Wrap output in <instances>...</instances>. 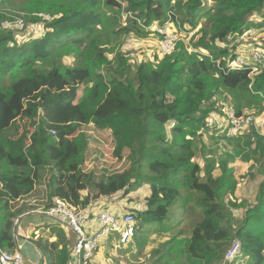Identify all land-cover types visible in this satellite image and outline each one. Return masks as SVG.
Returning <instances> with one entry per match:
<instances>
[{
  "label": "trees",
  "instance_id": "obj_1",
  "mask_svg": "<svg viewBox=\"0 0 264 264\" xmlns=\"http://www.w3.org/2000/svg\"><path fill=\"white\" fill-rule=\"evenodd\" d=\"M32 2L49 8L51 19L40 9L31 14ZM17 19L23 29L2 27ZM171 23L187 39L169 54L160 50L158 65L109 59L123 38H146ZM252 28H264V0H0V246L19 247L13 219L31 210L58 200L85 211L147 185L150 193L127 211L136 231L125 245L141 250L150 233L177 229L185 213L201 215L188 235L179 237L182 229L161 241L152 264H264V179L240 218L241 204L224 192L236 157L250 164L251 179L264 175V133L253 122L231 135L229 117L210 119L226 115L225 107L238 117L264 112V67L256 75L231 68L237 34ZM89 123L111 131L118 159L128 151L127 169L84 170L88 139L79 129ZM200 128L225 150L204 170L195 160L206 146ZM38 187L46 202H25ZM41 217L42 233L30 237L48 264H70L68 228ZM235 241L240 250L226 260Z\"/></svg>",
  "mask_w": 264,
  "mask_h": 264
},
{
  "label": "rangeland",
  "instance_id": "obj_2",
  "mask_svg": "<svg viewBox=\"0 0 264 264\" xmlns=\"http://www.w3.org/2000/svg\"><path fill=\"white\" fill-rule=\"evenodd\" d=\"M29 7H30L29 11L31 12V14L32 12H35L34 14L39 13L36 12L38 11V9H40V11L43 12V14L45 13L44 15L49 14L45 12L48 11L49 8L43 6L36 7L35 2L30 3ZM4 9L7 10L9 8L7 6H4L3 10ZM254 18L260 20V17L258 16ZM32 28L33 27L31 28L29 27V30ZM174 29L175 31H177L179 36L177 42L179 43L181 40L186 41L187 37L183 36L185 34L181 33L176 26L173 28V31ZM260 31L261 32L259 33L253 34V39L251 41L257 46L264 48V28ZM35 32L39 33L40 28L38 27L37 30H35ZM181 34L183 35L181 36ZM251 41L249 40V42ZM161 42H162V38L157 36L156 33L154 32V29H152L151 33H149V35L146 38H137L135 36L131 38H123L119 47L115 48L114 52L110 51L108 57L109 59L114 60V58L118 54H123L126 62L128 61L134 64H139L144 61L147 64L150 63L151 65L156 66L160 62L159 52H160ZM238 51L236 52L238 53ZM158 56L159 59H157ZM255 72L258 73V70H256ZM223 97L216 96L215 99L219 101L221 104H224L226 100H223ZM227 111L228 108L225 107L226 115L220 113L222 111L219 110L217 111L218 113H214L210 117V119L213 120V123H216L221 119L224 120V118H228ZM219 113L222 115H220ZM247 113L248 115L254 116V118H256L257 120L259 118L262 119L261 125L259 124L256 127L261 132L264 133V112H262L261 114L258 113V111H256L255 113L254 112H247ZM227 120L225 119L223 121L224 124H227ZM79 131L84 132L88 139L87 147L85 150V161L83 164V168L85 171L87 172L94 171L98 176H100L103 173L109 174L110 172L123 171L128 168L129 166V162L127 160L128 151L127 150L124 151L123 157L121 159H118L114 155L115 143H114L113 135L109 129H99L96 126H94L92 123H89L81 126ZM199 132L200 133L203 132L202 138L204 137L206 146L203 149L197 150L198 155L196 156L195 160H197L201 164V166H203V170H204L206 165L209 162H212L213 158L215 159L219 155L223 156L225 150L221 143H218L217 140H214L209 135H206L205 132L202 131V128L199 129ZM194 140H197V136L194 137ZM216 160L218 159L213 160V162ZM216 166H218V162H216ZM230 166L233 168L234 171L233 183L229 188L227 187L224 190V192L227 191L225 197H229V198H232L230 197V195L233 194V197L237 200L238 203L241 204L238 209H234L235 214L240 218L244 213L245 209L249 205L255 204V198L258 193L260 181L264 179V175L260 174L255 179H251L248 176V173L250 171V164L242 162V160L239 157H236L235 161L231 163ZM218 171L219 169L216 168L215 172ZM201 177L203 180L206 179V176L204 174ZM37 190L38 191L33 193L31 197L29 198L27 197L25 202L34 204L36 206L38 205V203L40 204L42 202L45 203L46 197L44 195L45 193L43 194L44 188L38 187ZM149 193H150V189L147 185H144L143 188H140L139 190L132 192L129 195V197L125 199L122 193H118L115 196L109 197V199H104L105 203L101 205V208L99 210L107 209V208L114 210V206H115L114 202H116L118 206H120L119 203H123L122 201H119L120 199L125 200V202H129V198H130L131 204L132 203L135 204V201L137 200L143 201V199H145V197ZM200 219H201V215H199L198 213L197 215L195 213L192 214L185 213L177 229L164 232L163 234L150 233L148 243L141 250H138L136 245L134 244L130 246V245H125L126 243L124 244L120 243L119 241L120 235L118 233L115 235H111L109 239H107L108 242L102 244L98 252L95 254L93 264H152L151 260L149 259L151 258L152 251L155 248H158L162 244V242L169 240V238L173 237L174 234H176L179 230L185 229L184 235H180L179 237L188 235L190 233L191 228ZM22 222L23 221H21V224ZM263 227H264V222L261 226L260 231L263 230ZM33 228L34 226L30 231H33L34 230ZM68 231L72 235L69 228ZM73 237L75 241L74 234L72 235V238ZM73 244L74 242H72L71 248L73 247ZM225 263L226 262L222 261L221 264H225ZM46 264L48 263L46 262ZM235 264H243V263L238 260L237 262H235Z\"/></svg>",
  "mask_w": 264,
  "mask_h": 264
},
{
  "label": "built area",
  "instance_id": "obj_3",
  "mask_svg": "<svg viewBox=\"0 0 264 264\" xmlns=\"http://www.w3.org/2000/svg\"><path fill=\"white\" fill-rule=\"evenodd\" d=\"M40 15L45 20L51 19L48 14ZM2 27L4 29L15 27L20 30L24 28V20H6L2 23ZM174 27L175 23H171V25L157 26L155 28L157 32L163 35L160 45L162 54H169L175 49L179 36L175 29L173 31ZM254 33L255 29L252 28L244 33L237 34L235 43L237 45L236 51H238V49L239 51L231 64V68L251 67V72L255 74L256 70L260 67H264V48L257 46L251 41ZM249 40L251 42H249ZM227 114L230 122L231 135L248 129L253 122L256 126L262 123L261 118L257 120L254 116L248 114L238 117L232 109L228 110ZM29 214L48 217L55 223L69 228L75 235V241L70 250V264H93L95 254L105 238H108L114 233H118L121 235L120 242L127 243L133 238L136 231L135 218L132 213H115L103 209L98 211L96 215L98 228L96 232L91 233L89 228L90 215L87 212L77 211L69 207L66 203L57 200L47 210L34 209L14 219L15 238H19L21 234V218ZM239 250L240 243L239 241H235L232 248L227 252V260H232ZM0 264H24V254L21 251L20 245L14 251L4 250L0 246Z\"/></svg>",
  "mask_w": 264,
  "mask_h": 264
},
{
  "label": "crops",
  "instance_id": "obj_4",
  "mask_svg": "<svg viewBox=\"0 0 264 264\" xmlns=\"http://www.w3.org/2000/svg\"><path fill=\"white\" fill-rule=\"evenodd\" d=\"M157 26L158 25H155L153 27V29ZM107 199H109V198H107ZM119 201H122L123 203H119L120 206H118L117 203L114 202V205H115L114 210H111V209H109V210L114 211L116 213H124L125 211L127 212L128 210H131L132 208L136 207V205L134 203L131 204V202H125V200H121V199ZM103 203H105L104 199H102L98 202H95L94 204H91V206L85 210V212H87L90 215L89 228H90L91 233L96 232V229L98 228V223L96 221V215H97L98 211H100L99 209L101 208V205ZM101 210H103V209H101ZM42 220H43V218L41 216H37V215H32L30 218L27 217L22 222V224H24V225L21 224V231H22L21 234L26 235V236H31L30 232H35L36 236L40 235L42 233V230L37 229L36 226H37V224L41 223ZM51 222L54 223V221H52V220H51ZM30 226H32V227L34 226L33 231H30L32 229V227H30ZM72 235H73V233H72ZM19 239L20 238H18L17 240L20 241ZM73 242H74V237H73ZM107 242H108V240H107V238H105L102 241L101 245L104 243H107ZM24 264H36V263L24 255Z\"/></svg>",
  "mask_w": 264,
  "mask_h": 264
},
{
  "label": "water",
  "instance_id": "obj_5",
  "mask_svg": "<svg viewBox=\"0 0 264 264\" xmlns=\"http://www.w3.org/2000/svg\"><path fill=\"white\" fill-rule=\"evenodd\" d=\"M20 248L24 255L36 264H46L45 255L38 249L30 236L20 234Z\"/></svg>",
  "mask_w": 264,
  "mask_h": 264
}]
</instances>
